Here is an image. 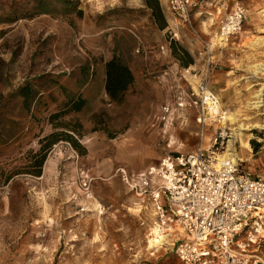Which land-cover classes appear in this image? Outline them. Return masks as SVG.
Here are the masks:
<instances>
[{
	"label": "rangeland",
	"instance_id": "obj_1",
	"mask_svg": "<svg viewBox=\"0 0 264 264\" xmlns=\"http://www.w3.org/2000/svg\"><path fill=\"white\" fill-rule=\"evenodd\" d=\"M217 3L193 0L187 20L164 6L160 29L145 0H0V264H174L172 252L147 249L152 212L119 169L215 150L221 124H198L194 107L177 104L199 82L236 118L222 125L217 157L233 153L240 170L264 178V106L248 110L256 89L264 100V0L241 4L242 27L225 43L217 36L230 8ZM172 40L191 55L188 67ZM113 59L132 75L115 97L105 89ZM163 104L174 109L165 126ZM239 124L260 125L241 130L249 148L233 135ZM52 132L40 175L30 174Z\"/></svg>",
	"mask_w": 264,
	"mask_h": 264
},
{
	"label": "built area",
	"instance_id": "obj_2",
	"mask_svg": "<svg viewBox=\"0 0 264 264\" xmlns=\"http://www.w3.org/2000/svg\"><path fill=\"white\" fill-rule=\"evenodd\" d=\"M192 5L193 0H167L178 20H187ZM244 19L245 9L235 4L220 21L218 42L239 32ZM192 89L177 104L194 107L198 124H221L210 146L218 150L226 137L219 99L203 82ZM173 115L163 104L158 119L165 126ZM215 150H171L143 169H119L152 212L147 249L171 251L175 264H264V178L240 170L231 157H217Z\"/></svg>",
	"mask_w": 264,
	"mask_h": 264
},
{
	"label": "trees",
	"instance_id": "obj_3",
	"mask_svg": "<svg viewBox=\"0 0 264 264\" xmlns=\"http://www.w3.org/2000/svg\"><path fill=\"white\" fill-rule=\"evenodd\" d=\"M145 4L148 8L151 9V16L157 21L160 29L165 28L166 24L164 21L163 14L161 12L158 0H145ZM161 19V20H160ZM170 53L171 55L179 62L180 66L188 67L193 63V59L189 52L181 46L175 40L170 41ZM106 83L105 89L109 96L115 97L118 93L127 89L132 81V75L129 69L123 64L113 60H110L106 64ZM60 113H52L50 116V121L53 122ZM56 127V124H54ZM58 134L56 132L49 133L44 137L40 138L38 143V149L32 154L34 170L30 171V174L40 175L41 165L46 159L47 154L51 148V145L55 143L58 139ZM66 140L72 141V144L75 146V141L72 140L69 136L63 137ZM10 177V176H9ZM7 177V179L9 178Z\"/></svg>",
	"mask_w": 264,
	"mask_h": 264
},
{
	"label": "bare ground",
	"instance_id": "obj_4",
	"mask_svg": "<svg viewBox=\"0 0 264 264\" xmlns=\"http://www.w3.org/2000/svg\"><path fill=\"white\" fill-rule=\"evenodd\" d=\"M231 38H232V36H229L227 38V40H230ZM262 96H263V93H262L261 89H257L253 94L254 100L249 102L248 110H250V109L259 110L260 108H262L264 106ZM222 114L224 116V120H223L224 122H222L223 124L226 122V120H229L230 122L236 120L234 113H232V112L222 110ZM256 127L259 128L260 125L252 124L250 126L249 125L246 126L243 124H239L238 127L236 128V131H234L233 135L234 136L236 135L240 139L243 148H245V149L249 148V145L246 143V141H243L240 138L242 136L241 130H245V129H249V128H256ZM224 156L231 157L234 162L236 161V157L233 153H226V154H224Z\"/></svg>",
	"mask_w": 264,
	"mask_h": 264
},
{
	"label": "crops",
	"instance_id": "obj_5",
	"mask_svg": "<svg viewBox=\"0 0 264 264\" xmlns=\"http://www.w3.org/2000/svg\"><path fill=\"white\" fill-rule=\"evenodd\" d=\"M159 1V4H160V7H161V10H162V12L165 14L166 13V11H165V8L167 9V11H169L168 10V8H167V0H158ZM214 1V0H213ZM256 0H217V4H218V6H217V9H219L220 11L222 10L224 13L226 12V11H228V9L230 8H232L235 4H242V5H244L243 3H245V5H248V2H251V3H254ZM164 6H165V8H164ZM170 13V12H169ZM171 14V13H170ZM198 84V83H197ZM196 84V85H197ZM257 90V89H256ZM255 90V91H256ZM254 91V92H255ZM219 99V98H218ZM263 99V98H262ZM263 103H264V100H263ZM221 107V106H220ZM222 109V108H221ZM145 119V118H144ZM143 119V121H142V123H143V127L144 128H148L149 127V125H151L150 124V122L148 121V120H144ZM162 121H159V122H157L158 124H160ZM156 123V124H157ZM158 126V125H157ZM152 130V129H151ZM131 133V132H130ZM129 133V134H130ZM129 134H127V136H128V138H130V136H129ZM138 138H141V137H138ZM126 139V138H125ZM196 150V149H195ZM190 151H192V150H190ZM121 168H123V169H125V170H128V171H132V170H134L133 168H131V167H127V166H124V167H121ZM121 178H122V176H121ZM122 180H123V178H122ZM140 199V198H139ZM141 200V199H140ZM153 217V216H152ZM152 221H153V219H152ZM164 251V250H163ZM165 252V251H164ZM169 252H171V251H169ZM174 255V254H173ZM175 256V255H174ZM176 258V257H175ZM177 262V259L175 260V263ZM174 263V264H175Z\"/></svg>",
	"mask_w": 264,
	"mask_h": 264
}]
</instances>
